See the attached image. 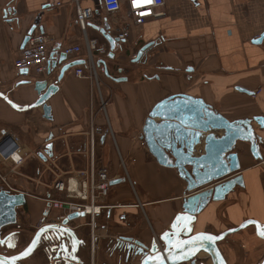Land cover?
I'll use <instances>...</instances> for the list:
<instances>
[{"label":"crops","instance_id":"crops-1","mask_svg":"<svg viewBox=\"0 0 264 264\" xmlns=\"http://www.w3.org/2000/svg\"><path fill=\"white\" fill-rule=\"evenodd\" d=\"M73 1L0 0V94L14 106L0 99V132L12 133L21 146L23 162L9 181L13 190L26 195L25 206L33 224L40 216L35 214L36 206L30 205L29 199L39 203L42 210L46 203L35 197L46 198L47 187L55 178L77 172L85 176L90 161L85 126L89 113L95 111L97 97L92 94L91 81L73 76L77 69L73 68L62 75L58 91L46 102L52 118L46 121L40 109H30L37 98L32 84L42 79L23 75L13 65L23 49V39L39 15L33 35L44 34L51 40L47 51L56 52L54 60H58L63 48L70 46L79 47L81 53L67 58L64 64L84 61L85 40L75 25ZM163 1V7L155 10L163 15L147 18L139 26L128 18L127 0H120V10L115 15L102 11L101 0H78L82 9L90 8L95 13V18L87 23V38L108 46L95 29L102 28L103 23L109 26L106 32L113 39L118 32H128L127 39L116 43L114 59L107 57L104 61L109 77L100 75L104 94L109 97L117 144L115 147L108 143V130L97 127L93 165L106 168L113 180H123L116 187L111 186L105 203H140L143 210L148 208L149 216L143 217L137 211L116 215L109 209L102 212L101 219L97 218L107 221L102 228L110 230L112 236H132L144 242L169 231L181 211L185 193V183L176 170L159 166L141 146V131L149 111L166 97L186 94L201 99L227 121L264 117V40L261 44L252 43L264 33V0ZM148 44L152 46L141 59H131ZM60 68L57 64L54 70L50 69L45 79L54 82ZM120 78L126 81L115 82ZM50 134L53 139L46 141ZM47 144L53 145L54 157L43 162L38 153L44 154ZM239 145L243 146L237 143L235 150L239 152L243 187H237L224 201L210 203L191 224L194 234L220 235L247 220L264 226V170L250 155L249 146L245 145L244 155ZM119 159L128 165L127 179L120 176ZM57 213L51 211L50 216ZM229 239L218 245L226 264H262L264 239L255 235L252 226Z\"/></svg>","mask_w":264,"mask_h":264},{"label":"water","instance_id":"water-1","mask_svg":"<svg viewBox=\"0 0 264 264\" xmlns=\"http://www.w3.org/2000/svg\"><path fill=\"white\" fill-rule=\"evenodd\" d=\"M8 13L4 12V15ZM41 16H37L33 26L27 32L22 42V48L25 47L28 39H30L38 26ZM103 27H95L101 34L108 46L110 60L114 59V52L116 51L117 39L109 36V26L103 23ZM42 33V29H39ZM264 40V33L255 40L254 44H261ZM152 44L142 47L137 55V59H141L144 53L149 49ZM52 51L49 54L48 74L50 69L54 70L58 64L61 68L59 76L51 82L47 79L36 80L33 82V91L36 93V101L32 103L30 109H40L42 118L46 121H51L52 118L51 108L46 103L49 98L54 95L58 90V83L62 79V75L69 70H73L78 66L84 65V61H76L66 63V56L61 53L58 60H54ZM23 75L30 77L29 72L22 71ZM106 76L107 73L105 74ZM109 77V76H108ZM126 79H116L115 82H125ZM29 82H24V84ZM237 91L249 96L251 92L237 88ZM0 99L4 100L14 107L8 98L0 94ZM212 107L205 104L201 99L190 97L186 94H179L166 97L157 103L148 114L143 128L141 131V140L146 146L148 153L154 158L155 162L167 169L176 170L179 178L185 182V193L182 200L180 213L176 214L172 223L170 224L169 231L164 232L157 238V241L149 246L141 244L138 241L130 240V238H121L126 242H136L139 248L134 250L125 249L126 253L131 254L132 258H138L139 264H144V261L157 257L158 259L150 261V264H226L218 249V245L228 236L239 231L244 230L247 226H252L255 235L264 239V236L258 234L257 224L248 223L247 220L237 228L227 230L220 235H213L210 233L194 234L191 224L196 222L197 216L200 215L202 210L210 203H217L224 201L227 195L231 194L237 187H243V180L240 176V164L238 155L234 153L237 143H243L249 146V151L255 161L263 164L264 160L261 158L260 147L264 146V117L255 116L252 119H240L234 121H227L225 117L215 112ZM158 121V122H157ZM253 124L259 128L258 132L263 135L256 134L253 129ZM5 133V132H3ZM220 135L219 137H217ZM53 139V135H49L46 141ZM103 139V138H102ZM51 146V147H49ZM53 145L47 144L45 146V153H38V158L43 162L52 159L54 155ZM123 183V180H113L110 185L116 186ZM5 186H0V230L4 227L15 225L17 210L22 209L26 205V195L23 193L9 194ZM49 205L46 204V210L43 217L48 216ZM83 214H72L67 216L61 225L52 224L51 226H44L41 230H36L34 239H37L44 233L51 232L56 239H75L74 233L66 226L68 222L75 219L84 218ZM177 217H184V221L178 222ZM179 227H173L178 224ZM246 225V226H245ZM261 225V224H259ZM263 226V225H261ZM47 229V231H43ZM190 229V230H188ZM67 230V231H65ZM166 233H175L170 238L172 243H181V248L172 247L166 240L162 239ZM201 234L211 235L213 237H222L216 239L214 242L207 240L196 241L194 244H183L184 241H190ZM33 239V241H34ZM157 242V243H155ZM36 243L33 242L32 251L28 255H23L25 250L17 257H3L0 255V261L4 264H18L19 261L25 260L27 256L31 255L36 248ZM131 248H134L131 246ZM185 254V259H175L181 254ZM200 255H205L204 258H199ZM264 264V258L262 259Z\"/></svg>","mask_w":264,"mask_h":264},{"label":"built area","instance_id":"built-area-1","mask_svg":"<svg viewBox=\"0 0 264 264\" xmlns=\"http://www.w3.org/2000/svg\"><path fill=\"white\" fill-rule=\"evenodd\" d=\"M128 2V18L135 23V25H143L147 18H160L163 14L156 13V8L163 7V0H151V3H141L140 0H127ZM74 11L75 14V25L78 26L79 30L83 34L85 40V59H84V68L78 66L74 72L76 78H87L90 79L99 73V75L106 73L105 62L109 48L106 44L99 43L97 40L89 39L86 36L87 23L91 22L95 18V13L90 8H81L78 4V0H74ZM102 11L108 15H115L119 13L120 10V0H101ZM128 32L121 31L115 34L118 41H124L127 39ZM51 43V40L48 39L44 34H35L26 43L25 47L19 52V57L14 63V68L17 71L26 70L29 74H33L34 78L45 79L47 77L48 70L50 68L49 61V52L48 46ZM81 49L79 47H65L61 51L66 58L74 57L77 54H80ZM137 55L131 57L132 60H136ZM88 72L89 78L84 77V73ZM94 112H90L89 124H95ZM109 132V130H108ZM88 135V134H87ZM11 139V137H8ZM13 139V138H12ZM10 143L17 148V153H20V149L15 143L14 140ZM8 141V140H6ZM2 144V140L0 142ZM0 144V145H1ZM142 146L144 144L142 143ZM94 146L91 149L90 161L91 167L89 165L88 170L84 173L85 176L81 180H77L71 175L66 177L55 178L53 183L47 187L46 198H37L38 201L44 202L50 205L52 211H57L56 216H50L47 220L41 219L37 222L36 228L39 229L48 222L61 224L67 216L72 214H83L85 218L90 219V216L99 217L98 215L102 214L104 210H109L111 207L105 203V199L108 197L110 192V182L112 177H110L109 172L106 168H95L94 159ZM6 149L4 151L0 150V157L4 161L9 162V169L7 165H4V169L8 171H14L16 167L20 166L23 162L22 156L19 158L10 159L6 155ZM0 159V165L1 160ZM11 160V162H10ZM12 165V167H11ZM90 173V175H89ZM0 182H3L4 185L13 192V189L6 183L5 179L0 174ZM18 193V192H15ZM92 218V219H93ZM78 221H83V219H75L68 222L66 227L78 229L81 225L76 224ZM84 223V222H83ZM86 225V223H84Z\"/></svg>","mask_w":264,"mask_h":264},{"label":"flooded vegetation","instance_id":"flooded-vegetation-1","mask_svg":"<svg viewBox=\"0 0 264 264\" xmlns=\"http://www.w3.org/2000/svg\"><path fill=\"white\" fill-rule=\"evenodd\" d=\"M234 153L237 155L239 154L236 150H234ZM0 186H4V183L0 182ZM7 192L13 194L10 190ZM45 210L46 208L43 209L40 217L43 216ZM48 214H50L49 210ZM29 217L28 210L25 206L22 209L17 210L15 217L17 223L15 225L7 226L0 230V241H4V243H0V255H3V257H17L30 245L31 242H33L36 234L35 230L37 222L33 224ZM47 224H49V226L52 225L49 222ZM69 230L74 233L75 239H56L51 232L42 234L38 238L36 248L32 254L27 256L25 260L19 261L18 264H26V262L29 261V259H32L34 255L41 258L43 264H90V256L88 254L89 242H87L89 241L87 238L89 236V231L86 232V235H80L79 232L83 229H76L73 227L72 229L69 228ZM121 238H130V240L138 241L146 246L151 245L154 240L157 241L155 238H150L149 242H144L132 236L119 235L118 237H115L110 234L107 235L105 242H99L100 245L97 248L98 252L102 250L106 256L110 257V259L115 257L118 264H135V262L138 261V258L133 259L131 254L128 255L126 253L125 249L129 247L128 250H134L135 252L139 247L135 245L136 242H126ZM9 241H11L14 246L10 247L8 243ZM131 246L134 248H131Z\"/></svg>","mask_w":264,"mask_h":264},{"label":"rangeland","instance_id":"rangeland-1","mask_svg":"<svg viewBox=\"0 0 264 264\" xmlns=\"http://www.w3.org/2000/svg\"><path fill=\"white\" fill-rule=\"evenodd\" d=\"M89 74L90 73L85 72L83 76L89 78L90 77ZM79 79H81V78H79ZM89 80L91 81V83L93 85L91 87L92 88L91 89L92 90V94L95 93L96 97H97V100H95L97 102L93 104V107H94V110H95L93 114H94V117H96L97 119H96V122H95L94 125H90L88 123L85 126L86 127L85 133H86V140H87L86 142H87V145H88V149H89V151H91L93 146H95V140H96L95 138H97V127L98 128L101 127L102 130H109V133L107 134V138H106L107 142L110 143V144H113L116 147V144H117V141H116V138H115L116 135H115V131H114L113 126H112V117H111V113H110L111 112V106H110V102L108 101L109 97H107L104 94V88H102L103 87V81L101 80L100 75L97 72ZM252 118L253 117L245 118V119H252ZM253 129L255 130L254 132L256 134L263 135V133L258 132L259 128H258L257 125L253 124ZM8 137H11V139L13 138L12 140H14V143L19 148H21L20 144L18 143V139L15 136H13L12 133L10 134L8 132H5V134H2L0 132V142H1V140H2V142H5L6 140H11ZM239 144H241V143H239ZM242 145L245 147L244 144H242ZM89 151H88V154H89V159H90L91 154H90ZM240 153L245 155L246 151L241 150ZM260 154L262 156L261 158H263V160H264V148L263 147H260ZM0 159H1V157H0ZM118 164H119V168L118 169L121 170V175L120 176H123L124 179L126 177V179H127L128 178V176H127L128 175V165L125 164V162L122 159H119ZM258 164H260L259 167L263 168V164L261 162H259ZM4 165H7V167H6L7 169H9V167H10L8 161L2 160L1 161V165H0V167L2 168V169H0V174L5 179V181L9 185H11V182L9 181V178L13 177L14 174L16 175V173H15L16 171L15 172L14 171H10L8 173V171H6V169L3 168ZM88 165H90V167H91V161H89ZM95 168H97V167L95 166L94 170H95ZM91 169H92V167H91ZM263 170H264V168H263ZM89 175H90V173H89ZM71 176H73L77 180H81L80 177L83 178V175H81L79 172H77L75 174H71ZM14 178H15V176H14ZM25 182L31 183V181H28V179H26ZM129 182L127 180L128 184H129ZM132 184L134 185V183H132ZM111 188H109V190ZM15 192H18V190L14 189L13 190V194ZM29 192H32V191L30 190ZM108 196H109V194H108ZM107 198L105 199V201H107ZM28 201H29L30 205L36 206L35 214L36 215L39 214V216H40L41 212H43V209L45 208V206L41 210V205H39V203H36L35 201H33L31 199H29ZM109 206L111 207L110 209H112V211L116 215H117V213L122 212V211L123 212H127V213L128 212L130 213V211H133V212L137 211L138 214H140L143 217L149 216L148 208L143 210V208L140 205V203H139V205H137L136 203L124 202V203H120V204H117V203L116 204H109ZM98 216L101 219V217H102L101 214L98 215ZM88 218H84V220H85L84 223H86V225L84 223H82L81 226L78 229H83L81 232H79L80 235H86V232L89 231V236L87 237L89 241H87V242H89V247H88V252L89 253L88 254L90 256V264H101V263H104V264H118V261H117V259L115 257L111 258V260H108V258L105 256V254H103L104 252L102 250H100L99 252L97 250L98 246L100 245L99 242H105L104 240L107 239V235H110V230H107L106 228H102V225L105 226V224H108L107 221H105L104 219L98 220L97 217L93 218L92 216H90V219H88ZM237 227H235V228H237ZM232 229H234V228H232ZM224 232H226V231H224ZM224 232H222V233H224ZM237 233H234L232 235H228L225 238L224 241L227 242L228 240H230L229 238L231 236H233V235H235ZM200 256H202V258L205 257V255H200ZM26 264H43V262H42L41 258H39L36 255H34L32 259H29V261L26 262Z\"/></svg>","mask_w":264,"mask_h":264},{"label":"snow or ice","instance_id":"snow-or-ice-1","mask_svg":"<svg viewBox=\"0 0 264 264\" xmlns=\"http://www.w3.org/2000/svg\"><path fill=\"white\" fill-rule=\"evenodd\" d=\"M140 2L141 3H151V0H140ZM49 147H51V146H49ZM177 220H178V222L184 221V217H177ZM248 223H255V224H257L258 234H260L261 236H264V226L259 225V223L256 222V221H249ZM179 226H180L179 223L173 225V227H179ZM188 230H190V229H188ZM43 231H47V229H43L42 232ZM65 231H67V230H65ZM174 235H175V233H166L165 236L162 237V239H166L171 244L172 247L181 248L182 247V244L181 243H172L171 242L170 238L172 236H174ZM38 238H39V234H38L37 239H34L33 245L35 243H37ZM221 238L222 237H213L211 235L201 234L200 236H197V237L193 238L190 241H184L182 243L183 244H194L196 241H203V240H207L209 242H214L216 239H221ZM0 243H4V241H0ZM8 243H9V246L10 247L11 246H14V244H12L11 241H9ZM31 251H32V246H29V248L25 250V253H23L22 256L23 255L30 254ZM185 258H187V256L182 253L180 256L176 257L175 259H185ZM156 259H158V258L157 257H151V258L145 260L144 261V264H150V261L156 260ZM0 264H4V262L3 261H0Z\"/></svg>","mask_w":264,"mask_h":264},{"label":"bare ground","instance_id":"bare-ground-1","mask_svg":"<svg viewBox=\"0 0 264 264\" xmlns=\"http://www.w3.org/2000/svg\"><path fill=\"white\" fill-rule=\"evenodd\" d=\"M11 141H5V142H2V144L0 145V150L1 151H4L5 149H6V152H7V156H9V158L11 159L12 158V156H13V158H19V156H21L20 154H21V149H20V153H17V148L16 147H14L11 143H10ZM240 147V149H243L244 150V146H241V145H239ZM10 162H11V160H10ZM208 208V207H207ZM204 210H206V209H204ZM202 214H203V210H202V212L200 213V215L199 216H202Z\"/></svg>","mask_w":264,"mask_h":264},{"label":"trees","instance_id":"trees-1","mask_svg":"<svg viewBox=\"0 0 264 264\" xmlns=\"http://www.w3.org/2000/svg\"><path fill=\"white\" fill-rule=\"evenodd\" d=\"M97 168H99L98 166H97ZM0 169H2L1 167H0ZM110 175V174H109Z\"/></svg>","mask_w":264,"mask_h":264}]
</instances>
